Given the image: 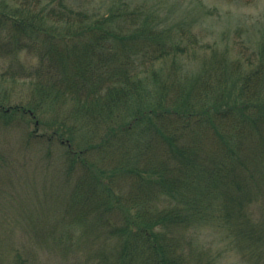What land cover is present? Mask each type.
<instances>
[{
  "label": "trees",
  "instance_id": "trees-1",
  "mask_svg": "<svg viewBox=\"0 0 264 264\" xmlns=\"http://www.w3.org/2000/svg\"><path fill=\"white\" fill-rule=\"evenodd\" d=\"M161 20L138 0H0V124L44 152L52 215L29 243L57 264H264V42Z\"/></svg>",
  "mask_w": 264,
  "mask_h": 264
},
{
  "label": "rangeland",
  "instance_id": "rangeland-1",
  "mask_svg": "<svg viewBox=\"0 0 264 264\" xmlns=\"http://www.w3.org/2000/svg\"><path fill=\"white\" fill-rule=\"evenodd\" d=\"M145 2L147 10L156 15L162 26L168 30L185 29V38L194 36L201 42L216 43L220 47L232 45V42L256 47L264 42V0H138ZM190 35V36H189ZM173 36V35H171ZM189 36V37H188ZM188 37V38H187ZM184 39L183 41H185ZM236 46V47H237ZM238 49V48H236ZM234 52L235 46L232 47ZM27 64H35L33 55L21 54ZM0 59V69L7 67ZM18 91H27L23 83ZM10 90L9 82L0 85V93ZM231 93V92H229ZM19 94V93H17ZM0 124V255L4 262L9 260L16 251H24L30 246L35 252V263L57 264L60 257L46 248L33 245L34 231L28 225L48 213V208L42 209L45 187L43 166L38 165L44 157L40 148L26 150L22 146L23 131L1 127ZM33 151V152H32ZM51 171V168H50ZM47 230H39L44 233ZM36 232V231H35ZM219 236L209 229L199 231L197 243L210 250H219ZM25 253V252H23ZM220 264H242L232 254L221 257Z\"/></svg>",
  "mask_w": 264,
  "mask_h": 264
}]
</instances>
